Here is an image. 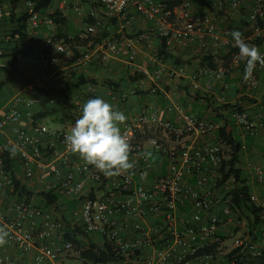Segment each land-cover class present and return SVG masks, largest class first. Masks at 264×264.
<instances>
[{
	"label": "built area",
	"instance_id": "built-area-1",
	"mask_svg": "<svg viewBox=\"0 0 264 264\" xmlns=\"http://www.w3.org/2000/svg\"><path fill=\"white\" fill-rule=\"evenodd\" d=\"M96 1L107 16L120 21L122 29L129 23L126 8L133 6L154 23L157 36L166 45L190 41L201 50L236 47L229 38V16H223L227 25L219 30L211 14L192 13L191 0H178L172 10L157 0ZM245 1L226 0L231 9ZM22 2L27 15L25 33L38 43L36 67L42 70L33 84L41 86L59 56H73V42L54 34L41 37L37 0ZM2 7L0 0V14ZM263 16L264 0H252L248 15L252 31L243 36L246 42L263 36L264 29L257 25ZM45 21L53 22L50 17ZM96 34V26L86 24L75 40L93 46L103 58L124 55L131 64L130 73L150 77L151 92L160 90L165 103L147 104L119 123L134 167L107 175L71 150L66 141L69 131L33 121L30 111L24 114L21 107H32L40 102L39 97L15 94L1 100L0 135L15 127L11 135L0 139V225L9 232L0 245V264H65L64 257L86 264L81 256L86 244L64 238L67 224L81 234L96 236L100 248L110 247L117 257L104 264H264L263 167L250 163L247 174L239 162L236 168L242 174L236 177L228 163L230 145L216 133L218 124L189 112L181 101L183 89L160 88L165 80L184 78L187 67L159 56L149 33L108 35L99 40ZM141 41L151 47L146 66L135 62ZM8 43L9 38L0 37V59L7 55ZM260 51L264 53V45ZM238 52L228 64L198 66L190 74L193 90L223 104V95H213L214 85L231 67L238 66ZM89 56L80 53L68 70L77 71ZM262 71L264 65L257 63L246 78L250 88L256 86L257 74ZM126 97V93L120 97L111 94L113 101ZM47 101L62 108L71 126L85 103L78 94L59 99L50 95ZM223 109L218 110L225 112ZM170 114L172 118L166 117ZM230 116L235 127L248 135H255L262 126L241 108H234ZM24 118L30 121L28 127L19 125ZM232 128L227 125V130ZM4 154L16 159V169L6 168ZM242 184L249 187L250 209L234 202V189ZM51 192L56 194L54 201L45 195Z\"/></svg>",
	"mask_w": 264,
	"mask_h": 264
},
{
	"label": "crops",
	"instance_id": "crops-1",
	"mask_svg": "<svg viewBox=\"0 0 264 264\" xmlns=\"http://www.w3.org/2000/svg\"><path fill=\"white\" fill-rule=\"evenodd\" d=\"M1 1L3 9L0 14V37L7 39L11 30L7 20L8 13L13 12L16 15H22L25 14L26 8L22 0H15L14 5H11L10 0ZM53 1L54 6L51 7ZM191 2L192 13L195 15L211 14L219 30H222L227 25L223 20V16L225 14L228 15L229 38L231 40H233L231 32L234 30H240L242 36L250 34L252 31L251 23L248 20L252 0H246L237 9H231L226 0H191ZM55 11L60 12L61 16L65 18L64 23L58 24L53 20L52 23L45 21V18ZM126 12L129 23L122 29L123 26L118 19L107 16L102 7L93 5L90 0H52L50 6L44 12H40L42 20L37 31L41 37L54 34L63 41H65V36L75 39V36L87 24L85 18L88 15H92L96 20L94 24L97 30L96 35L99 34L100 29H107L110 31V35H116L117 37L123 34L128 37H134L140 33H149L153 46L159 49L162 40L157 36V29L154 23L142 17L141 14L135 11L133 6H128ZM70 22L78 26L74 33L68 31L67 25ZM248 43L257 46L259 49L263 48L264 31L263 36ZM74 46L78 54L83 52L89 53L90 56L86 63L77 71L70 72L68 65L71 63L70 58L72 56H59L57 63L49 69V74L41 86H37L33 84V78L42 74V70L36 67L38 43L32 41L27 34V40L22 46L25 50V55L17 58L14 71L10 67L11 55H8L9 53L0 59V101L15 94L30 98L39 97L40 102L32 107H21L24 114L30 111L33 121L45 124H47L45 122L46 117L50 116L52 120L58 123L59 126L56 128L65 129L69 132L72 127L70 121L66 119L64 111L58 104L52 105L48 103L47 98L50 95L56 96L59 99L62 96L72 97L74 94H78L85 102L89 99L90 95H99L108 100L126 116L132 115L140 110L141 107L150 103L164 105L165 98L162 96L161 91L157 90L156 93L151 92L150 77L141 76L135 81L129 79V76L133 75L129 70L131 64L128 63L124 55L103 58L101 52L95 51L93 46H88L85 42L79 41ZM165 51L170 56L167 58L169 61L180 60L186 65L187 69L184 78H180V80H165L162 82L160 88L166 90L172 87L183 89L181 101L188 108L189 112L195 116L213 119L216 114V108L222 104L215 102L214 98H209L208 102L202 94L195 92L190 85V74L203 64L201 59L204 56L209 57V60L213 61L215 65L228 64L234 56L228 62H225L224 56L228 54L229 47L226 45L218 47L210 46L206 50H201L198 48L196 42L189 41L174 42L171 45H166ZM151 53V47H148L145 41H141L138 44V54L135 62L143 66L148 65V57ZM238 62V66L231 67L225 76L215 83L213 95H223L225 101L223 104L229 105L228 108H224L225 112L219 111L223 114V117L220 118V123L227 121L233 127L232 133L234 130H238L244 137H256L257 142L262 146L258 150L253 147L248 151L246 145L240 140L243 145L240 166L243 168V172L248 174L249 164L252 162L246 157L251 155L253 151H257L260 158L259 161L253 163L260 164L264 169V71L257 74V84L255 87L250 88L246 84L244 74L246 61L238 55ZM7 88L10 91H5ZM122 93H126L127 95L124 101L111 100V94L120 97ZM196 94L201 97L196 99ZM234 108L245 110L257 124H262L255 135L245 134L240 128L235 127L236 124L230 116ZM166 117L172 118L173 114L166 115ZM29 122L28 118H24L19 125L28 127L30 125ZM14 127L10 126L6 129L0 135V139L11 135ZM78 154L80 155V153ZM78 239H80L81 244L96 243V236L94 235H79ZM62 260L65 264H70L66 260L74 259L64 257ZM27 261L29 263L32 261L31 254L27 257ZM74 264H76V261Z\"/></svg>",
	"mask_w": 264,
	"mask_h": 264
},
{
	"label": "clouds",
	"instance_id": "clouds-1",
	"mask_svg": "<svg viewBox=\"0 0 264 264\" xmlns=\"http://www.w3.org/2000/svg\"><path fill=\"white\" fill-rule=\"evenodd\" d=\"M231 36L239 49V57L246 61L244 74L247 78L257 63L264 65V53L246 42L240 30L232 31ZM126 118L104 97L94 95L83 104L80 116L66 135V141L73 152L80 153L88 163L107 175L131 169L134 162L129 157L130 145L119 127V123ZM8 235L7 227L0 225V245L6 242Z\"/></svg>",
	"mask_w": 264,
	"mask_h": 264
},
{
	"label": "trees",
	"instance_id": "trees-1",
	"mask_svg": "<svg viewBox=\"0 0 264 264\" xmlns=\"http://www.w3.org/2000/svg\"><path fill=\"white\" fill-rule=\"evenodd\" d=\"M15 0H10L11 5H14ZM52 0H37L36 3V9L39 12H44L51 3ZM167 4V8L172 10L175 6L179 4L178 0H160ZM93 5L95 6H101L102 4L96 0H90ZM8 22L10 25V34H9V43H8V55H11V62L10 67L14 71L16 66V60L19 56L25 55V50L22 48L23 44L27 40V35L25 33L26 27H27V15H16L13 12L8 13ZM47 17L52 18V20L55 23L62 24L65 21V18L61 16V13L58 11H55L51 14H49ZM114 18V17H113ZM85 22L87 24H95L96 20L92 15H88L85 18ZM257 25L260 28L264 29V16L257 19ZM110 35V31L107 29H100V32L96 38V40H99L105 36ZM64 40L66 42H73L72 49H73V56L70 58V62L75 60L77 58L78 51L76 50L74 44L78 43L79 41L70 38H67V36L64 37ZM166 44L162 40L161 46L158 49L159 56L163 57L164 60L169 61L167 58L170 57L165 51ZM239 51L238 47L229 48L228 54H226L225 62H228L230 58L236 54ZM202 63H207L211 66H215L213 61L209 60V57H203L201 59ZM176 63H182L180 60H174ZM142 75L139 73L135 75L129 76V79L132 81H135L138 77H141ZM1 88V84H0ZM201 96H198L196 94V99H199ZM205 100L209 102V98L205 97ZM228 104H222L221 106H218V108H228ZM218 108H216V114L213 117V121L218 124V127L216 129V133L222 141L230 145V159L228 160L230 169L232 172H234L236 177H239L242 174V170L240 168H236V164L240 162V155L242 150V143L241 141L232 133L231 130H227L228 122L224 121L220 123V118L223 117L222 112H219ZM36 120V119H35ZM4 158L6 160V168L10 170H14L18 167V162L15 158H8V154H4ZM241 181H244L243 179ZM17 185L20 183L17 182ZM248 185L242 184L239 185L237 188L234 189V202L236 204L240 205V208H252V206L249 203L248 199ZM48 198V201H54L56 199V194L53 192L46 193L45 194ZM81 234V231L77 227H71L67 224L65 230H64V238L73 241L75 244H81L80 239H78V236ZM84 235V234H81ZM81 256L85 259L86 264H104L111 260H114L117 256L114 254V252L111 251L110 247L100 248L97 246L94 242H89L86 244L85 250L81 253Z\"/></svg>",
	"mask_w": 264,
	"mask_h": 264
},
{
	"label": "rangeland",
	"instance_id": "rangeland-1",
	"mask_svg": "<svg viewBox=\"0 0 264 264\" xmlns=\"http://www.w3.org/2000/svg\"><path fill=\"white\" fill-rule=\"evenodd\" d=\"M54 6V1L52 2L51 4V7ZM101 7V6H100ZM103 8V7H102ZM68 31L71 32V33H74L77 29V25H75L74 23L70 22L68 25ZM5 91H10L9 88H7ZM45 122L47 123V125L50 127V128H56L58 127V123L54 120L51 119L50 116H47L46 119H45ZM233 134L239 139L241 140L247 147V150H251V148L255 147L256 150H258V148H261L262 146L257 142V139L256 137H244L242 136V134H240L238 132V130H234L233 131ZM249 161H251L252 163L253 162H257L259 161V153L256 151H253L251 155L247 156L246 157ZM67 263H70V264H74L75 261L74 260H66Z\"/></svg>",
	"mask_w": 264,
	"mask_h": 264
}]
</instances>
